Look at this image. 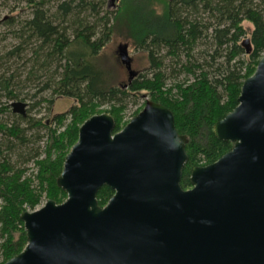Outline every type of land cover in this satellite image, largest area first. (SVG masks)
<instances>
[{
	"label": "trees",
	"instance_id": "trees-1",
	"mask_svg": "<svg viewBox=\"0 0 264 264\" xmlns=\"http://www.w3.org/2000/svg\"><path fill=\"white\" fill-rule=\"evenodd\" d=\"M6 2L0 0V12ZM23 2L27 16L10 10L15 13L3 21L11 42L0 47V99L24 100L25 83L37 81L30 98L40 96L37 104L45 103L48 111L54 98L75 104L36 118L0 103V115L13 116L0 119V264L26 245L20 215L49 199L59 204L66 198L56 179L79 126L96 115L95 106L108 104L113 133L127 122L122 119L128 100L142 96L170 110L176 131L188 139L179 183L188 189L193 167L209 165L231 149L229 141L214 136L213 125L237 106L241 86L264 52V0H114L112 10L105 0ZM114 38L144 52L148 62L144 72L119 86L99 64ZM243 38L249 40L248 54ZM201 44L205 49L198 51ZM23 58L25 65L13 69ZM112 194L102 186L98 205Z\"/></svg>",
	"mask_w": 264,
	"mask_h": 264
},
{
	"label": "water",
	"instance_id": "water-1",
	"mask_svg": "<svg viewBox=\"0 0 264 264\" xmlns=\"http://www.w3.org/2000/svg\"><path fill=\"white\" fill-rule=\"evenodd\" d=\"M127 47L117 55L129 81ZM237 102L213 125L231 149L193 167L189 189L179 184L188 139L166 107L146 100L114 133L110 114L86 119L56 179L66 198L20 215L26 245L4 264H264V57ZM11 106L25 115V103ZM102 186L113 194L99 206Z\"/></svg>",
	"mask_w": 264,
	"mask_h": 264
},
{
	"label": "rangeland",
	"instance_id": "rangeland-1",
	"mask_svg": "<svg viewBox=\"0 0 264 264\" xmlns=\"http://www.w3.org/2000/svg\"><path fill=\"white\" fill-rule=\"evenodd\" d=\"M105 8L107 10H112L115 8L111 0H105ZM10 10H14L15 12H18L19 18H23L27 16L28 9L25 7V3L23 0H8L2 8H1V14H0V47H5L10 45L11 40L9 38H6V31L5 28V21L6 17L8 15H11V13L15 12H10ZM243 25L245 28H247L248 31L251 29V25L247 22H243ZM4 38V39H3ZM245 38L242 39V41ZM241 41V42H242ZM125 41L122 40L121 38H114L111 41H109L105 47L102 49L100 57H99V64H101L105 69L110 71L112 80L114 84L116 85H121L125 82H127L128 79V74L127 71L124 67V65L120 62V59L117 55V47L119 44L124 43ZM240 42V43H241ZM205 49V46L203 44L197 46L198 51H202ZM127 53L128 56L131 59V68L135 72H144L148 66L146 54L138 49H134L132 46L128 45L127 47ZM247 54V53H246ZM262 57H264V52L262 53ZM25 65V58L19 59L17 64L14 66L13 69L16 68V66H21ZM18 67V68H19ZM184 75H180L178 79H182ZM23 79V78H22ZM173 82V80H168L167 82ZM38 82L35 81L34 83L26 82L25 85L26 87H23L22 92L24 95L26 94V99H17V100H6L5 98L0 99V103L4 102L5 106L12 112V106L11 104L14 103L15 101H23V103L26 104L25 106V114L26 116H31V117H44L46 118L48 115H53L55 113H61L67 111L75 102L71 98H64V97H59V98H54L53 103L51 104V110L48 111L47 105L45 103H38L37 101L41 98L40 96H36L35 98H30L31 95L34 93L36 90L33 86H35ZM23 95V96H24ZM42 97L48 98L49 94L48 93H42L40 94ZM146 97H138L134 102L132 100L127 101L126 109L123 112V119L122 123L128 121L133 117V112L138 110L141 106V104L146 101ZM36 103V104H35ZM1 107V104H0ZM143 108V107H142ZM141 108V109H142ZM94 111L97 114H102V113H107L108 111V104L107 105H101V106H95ZM13 113V112H12ZM13 116L9 115L7 112H3L0 115V119H12ZM125 124V125H126ZM124 127V126H123ZM122 127V128H123ZM41 134V133H40ZM42 145V142L39 143ZM30 165V164H29ZM189 189V188H188ZM44 203L42 202L41 205H39L38 208H40Z\"/></svg>",
	"mask_w": 264,
	"mask_h": 264
}]
</instances>
